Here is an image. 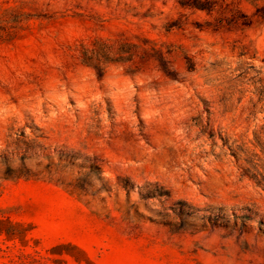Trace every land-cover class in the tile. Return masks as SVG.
Returning <instances> with one entry per match:
<instances>
[{
  "label": "rangeland",
  "instance_id": "rangeland-1",
  "mask_svg": "<svg viewBox=\"0 0 264 264\" xmlns=\"http://www.w3.org/2000/svg\"><path fill=\"white\" fill-rule=\"evenodd\" d=\"M0 264H264V0H0Z\"/></svg>",
  "mask_w": 264,
  "mask_h": 264
}]
</instances>
